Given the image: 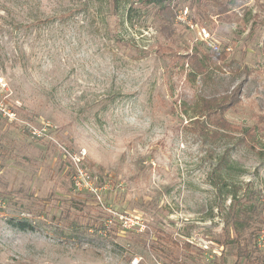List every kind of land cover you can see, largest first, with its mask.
Masks as SVG:
<instances>
[{"label": "rangeland", "instance_id": "rangeland-1", "mask_svg": "<svg viewBox=\"0 0 264 264\" xmlns=\"http://www.w3.org/2000/svg\"><path fill=\"white\" fill-rule=\"evenodd\" d=\"M181 1L168 40L152 7L128 20L114 0H0V264L264 261V130L256 150L203 133L200 80L174 60L228 47L246 83L226 118L258 124L264 0H218L229 21L210 2L203 23Z\"/></svg>", "mask_w": 264, "mask_h": 264}, {"label": "trees", "instance_id": "trees-1", "mask_svg": "<svg viewBox=\"0 0 264 264\" xmlns=\"http://www.w3.org/2000/svg\"><path fill=\"white\" fill-rule=\"evenodd\" d=\"M125 2L128 7H126V19H131L133 13L141 7H152L156 10V15L159 19L157 33L168 40L173 39L177 34L176 16L181 7V0H114L117 9L121 3ZM210 2H214L220 7L218 14H215L218 19L229 21L236 16V14L231 12L228 4H223L218 0H191L192 9H194L196 20L198 21H195L196 23L212 21L207 12ZM204 45L207 46L203 41L198 42L192 49L186 51L187 54L185 56L174 54L175 61L181 60L191 69L189 77L195 81L200 80L201 91L195 106L194 118L196 119L194 121L196 124L201 125L202 129H204L203 133H207L208 136L215 140L221 137L229 138L232 135L234 137L235 133H239L240 136L237 138L239 143H243L251 150H256L258 132L264 130V114L258 117V124L249 128L235 125L227 120L226 114L231 110H235L241 103L246 82L243 80L236 84L237 75H239L241 68L234 60L227 62L231 55L228 47L212 49L207 46L208 49L202 50L201 46ZM216 61L219 63L216 66L219 74L210 73L208 65L210 62ZM225 69L228 70L229 75L223 77ZM242 71L246 74L249 73L247 68H243ZM228 161L226 157L221 160V173L224 168H229ZM72 167L75 168L73 163ZM67 174L71 175L70 172H67ZM72 176L74 175L72 174ZM75 201L83 206L81 201ZM8 224L13 229L21 231H32L34 229L32 224L27 221L9 220ZM243 255L247 258L249 254L244 253ZM250 257H248V260H250L251 264H264L263 258L250 259Z\"/></svg>", "mask_w": 264, "mask_h": 264}, {"label": "built area", "instance_id": "built-area-1", "mask_svg": "<svg viewBox=\"0 0 264 264\" xmlns=\"http://www.w3.org/2000/svg\"><path fill=\"white\" fill-rule=\"evenodd\" d=\"M191 26V25H190ZM192 27V26H191ZM198 29L199 28H197V31H198ZM203 29V32L206 34V33H208L209 34V36H210V33L209 32H207V30H206V28H202ZM208 36V37H209ZM201 40L203 39V38H201V37H199ZM203 42H205L206 44H208L209 45V47H211L212 49H217L218 47L217 46H215L213 43H211L210 41H209V39H207V40H202Z\"/></svg>", "mask_w": 264, "mask_h": 264}]
</instances>
